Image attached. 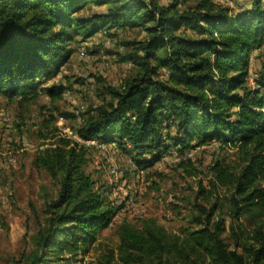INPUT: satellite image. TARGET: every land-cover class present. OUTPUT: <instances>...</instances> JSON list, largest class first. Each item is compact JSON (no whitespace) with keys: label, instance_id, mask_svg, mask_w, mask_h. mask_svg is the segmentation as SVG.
<instances>
[{"label":"trees","instance_id":"trees-1","mask_svg":"<svg viewBox=\"0 0 264 264\" xmlns=\"http://www.w3.org/2000/svg\"><path fill=\"white\" fill-rule=\"evenodd\" d=\"M89 4L105 11L76 16ZM106 26L146 31V39L127 57L139 72L112 91L113 103L99 107L78 129L80 140L98 139L140 154L162 151V123L170 121L181 149L212 140L236 146L243 166L235 172L216 162L211 186L229 189L233 221L250 216L259 222L239 251L223 237L224 221L212 223L214 208L201 207L206 219L196 216L194 226L177 232H168L156 218L139 225L124 221L100 264H264V79L257 88L246 84L250 52L264 46V0H251L240 12L214 0H197L183 10L179 0L170 5L157 0H0V94H36L40 77L59 70L68 58V40L91 37ZM161 70L166 78L159 77ZM45 91L53 99L61 96L58 85ZM161 157L157 153L141 163L149 166ZM86 159L85 147L70 138H60L34 158L36 167L59 180L60 189L49 203L50 223L37 237L40 251L29 254V264H83L77 255L89 253L88 243L120 210L106 205L83 171Z\"/></svg>","mask_w":264,"mask_h":264},{"label":"rangeland","instance_id":"rangeland-1","mask_svg":"<svg viewBox=\"0 0 264 264\" xmlns=\"http://www.w3.org/2000/svg\"><path fill=\"white\" fill-rule=\"evenodd\" d=\"M157 1L163 5L175 2ZM214 1L233 12L251 5V0ZM196 2L179 0V8L183 10ZM103 11L104 7L89 4L76 16L91 17ZM187 31L194 34L189 28ZM145 39L143 27L106 26L88 38L74 36L64 47V53L70 51L68 58L59 70L40 77L36 94L28 97L0 94V264H29V254L40 251L37 237L50 223L49 203L57 197L60 182L45 169L36 167L34 158L60 138H70L85 147L87 159L83 171L95 182L106 205L120 207L108 228L88 243L89 253L77 255L76 259L83 264L104 261L116 239L115 230L124 221L139 225L145 218H156L168 232H177L182 227L194 226L196 216L206 219L207 211L213 208L212 223L223 220V237L232 249L243 250L247 243L245 236L259 220L241 216L233 221L229 213V189L211 186V167L216 162L235 172L243 166L236 146L212 140L195 141L191 148L181 149L175 146L177 134L170 121L162 123L161 144L166 149L144 154L98 139L82 141L77 136L78 129L96 116L99 107L114 102L112 91L137 76L138 68L127 57L136 43ZM263 67L264 46H261L250 52L246 80L249 87L257 88L264 79ZM167 75L161 70L159 77ZM54 85L61 88L58 99L45 91ZM156 152L162 153L161 159L146 166V160ZM202 187L204 194L200 193ZM201 207L207 211L203 212Z\"/></svg>","mask_w":264,"mask_h":264},{"label":"built area","instance_id":"built-area-1","mask_svg":"<svg viewBox=\"0 0 264 264\" xmlns=\"http://www.w3.org/2000/svg\"><path fill=\"white\" fill-rule=\"evenodd\" d=\"M80 140V139H79Z\"/></svg>","mask_w":264,"mask_h":264}]
</instances>
